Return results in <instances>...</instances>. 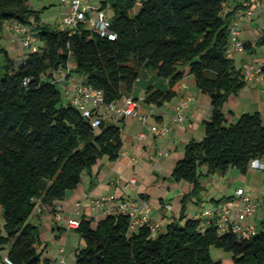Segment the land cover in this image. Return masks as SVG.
I'll return each mask as SVG.
<instances>
[{
	"label": "trees",
	"instance_id": "trees-1",
	"mask_svg": "<svg viewBox=\"0 0 264 264\" xmlns=\"http://www.w3.org/2000/svg\"><path fill=\"white\" fill-rule=\"evenodd\" d=\"M27 1L0 0V30L5 22H16L37 38V51L18 60L0 43V251L6 249L14 264H50L42 258L46 245L39 225L30 220L37 202L53 211L98 159L114 161L120 155L117 125L101 119L94 127L62 101L52 70L72 60L71 70L101 90L105 102L130 92L146 69L168 80L167 91L148 87L146 92V102L161 105L174 96L172 87L187 67L212 107L203 122L204 136L185 144L170 173L190 185L178 216L155 234L147 225L130 229L125 214H107L95 227L82 216L75 232L84 245L76 249L74 264H222L212 258L211 247L230 253L234 264H264V217L255 235L239 240L231 232L219 234L202 217L185 214L189 198L202 202L204 177L224 175L230 168L246 174L252 160L264 157L260 113H243L227 123L223 112L229 96L246 84L241 68L226 55L229 26L242 5L224 11L227 0H99L116 34L111 39L84 26L72 34L53 27ZM261 46L264 26L244 49L253 54Z\"/></svg>",
	"mask_w": 264,
	"mask_h": 264
},
{
	"label": "crops",
	"instance_id": "crops-1",
	"mask_svg": "<svg viewBox=\"0 0 264 264\" xmlns=\"http://www.w3.org/2000/svg\"><path fill=\"white\" fill-rule=\"evenodd\" d=\"M245 1L227 0V5L229 9H232L237 4L242 5L236 10L241 28L240 39L245 44H249L253 43L260 35L264 26L263 22L260 31H256L258 22L262 19L264 21V0H260V5L263 6L262 9L259 6L256 7L250 17L244 14L246 9L243 7L244 5L246 6ZM262 11L263 16L261 15ZM10 23L13 22H5L3 26L7 27ZM260 51L264 53V46L257 48L252 57L260 56ZM248 54L250 53L245 49L244 52H237L234 55L233 61L235 62L237 56L242 61ZM260 59H263V61ZM252 60L262 64L264 62V54L260 58ZM68 67L71 69L70 62L68 63ZM65 68L60 69L62 71ZM64 71L58 73L62 75ZM184 73L183 79L172 87L175 91L174 96L170 100H166L161 105H158L154 102L148 103L145 101L147 89L148 87H152L153 90L167 91L169 88L168 80L159 77L154 71L143 69L132 90L127 93L125 92L124 96H130L137 100L139 112L148 115L147 123L143 125L135 117L105 119L107 123L117 125L120 128L123 145L118 159L112 161L106 156L98 159L89 172L85 171L82 173L81 182L78 186L72 190H68L63 199L55 202V209L53 211L38 205L35 207L30 220H38L39 232L41 228L43 231H49L50 237L55 240V243L48 244L42 253V258L49 259L50 264L55 263V260L61 255V250L64 255L68 252L66 241L72 231H74L73 236H75V248L70 247L69 252L73 251L75 253L77 248L83 246L81 244L82 239L75 232V228L68 226L69 220L76 219L80 221V218L85 216L86 219H92L91 225L95 227L99 220L105 218L107 213L104 211V208L93 203L100 196L114 195L117 202L146 201L150 206V222L158 225L157 231L163 229L171 220L178 216L181 198L190 190V185L185 181L171 179L170 173L176 161L182 156L185 144L191 139L200 140L204 136L203 122L210 118L212 109L209 98L198 90L195 79L192 74L188 73L187 67H184ZM72 74L73 71L70 70V75H62V78H60L61 81L65 80V86L69 87L66 95L72 93L75 84L79 81L76 78L69 79V77H72ZM245 81V86L236 94L230 95L223 105V112L227 123L236 122L243 113L254 112L260 113L264 122V115L261 112L264 109V83L249 82L246 79ZM187 95L191 97V100L185 110L183 124L172 126L170 133L164 137L151 135L148 129L149 124L172 123V117L175 115V104ZM141 101H143L142 104ZM138 132H144L146 134L145 138L138 139ZM258 160L264 164V157ZM230 170L234 172L237 169H228L221 178L226 177L231 172ZM260 170L264 169L250 166L246 174H241L238 171L237 178L239 182H237L235 190L237 188H244L252 198L254 184L250 181V177L253 174H257ZM210 176L219 178L217 176H221V174L215 173L207 176V178L204 177L205 180L202 179L203 187L210 182ZM130 180H134V182H130ZM263 186L264 176L259 184L258 194V199L262 201V206L258 204L256 199L252 198L258 204V211L254 217L256 226L264 217ZM226 198L227 195H223L214 202V205H217ZM188 200L186 202L185 214L190 218L198 211H189ZM193 202L197 204L196 199ZM57 207H60L61 218L59 220L54 216ZM2 223L0 222V227ZM203 223H205V220H203ZM40 240H42L41 234ZM44 241L46 240H43V243ZM52 246L53 248H51ZM5 255L6 249H2L0 251V264H4L3 257ZM74 262L75 258L70 259L67 256L65 264H74Z\"/></svg>",
	"mask_w": 264,
	"mask_h": 264
},
{
	"label": "built area",
	"instance_id": "built-area-1",
	"mask_svg": "<svg viewBox=\"0 0 264 264\" xmlns=\"http://www.w3.org/2000/svg\"><path fill=\"white\" fill-rule=\"evenodd\" d=\"M95 1L60 0L61 4L64 5V9L56 27L68 30L69 34H72L79 26H84L101 36H107L111 39L115 38L116 34L111 29V19L100 5L95 4ZM245 2L246 9L244 14L250 17L254 9L260 5V0H246ZM227 10H229V6L225 3L224 11ZM238 20L239 17L236 15L229 26L230 39L226 48V55L231 59L234 58L237 52H244V42L240 39L241 28ZM7 29L18 34L24 55L37 51V38L27 26L13 22L7 25ZM240 68L247 81L264 83L262 64L245 57ZM64 70H52V74L54 76L57 72L61 73L64 71L62 75H70L68 63ZM28 81L29 79L27 78L25 82ZM52 81L56 83L54 78ZM70 95L69 103L76 107L85 118L90 120L94 127L99 125L101 119H112L115 117H135L143 125L147 123L148 115L139 112L138 102L133 97L122 96L117 100L105 102L103 92L92 88L82 79L77 81ZM190 100L191 97L187 95L175 104V115L172 117V123L149 124L150 134L155 137H164L170 133L172 126L182 125L185 118V110L189 106ZM145 136L144 132H138L137 134L138 139H143ZM250 166L264 169V164L258 159L252 160ZM130 182H134V180H130ZM93 203L103 207L107 214L128 215L130 218V229H137L147 225L150 227L152 234L157 232L158 225L150 222V206L146 201L117 202L114 195H107L96 198ZM37 205L40 206V203L37 202ZM56 210L54 216L59 220L61 218L60 207H57ZM257 211L258 204L251 198L250 194L244 188H237L234 197L227 198L212 208L201 210L194 217H204L205 224L212 223L219 234L231 232L237 239L246 240L257 232V226L254 222ZM79 223L80 221L72 219L68 221V226L76 228ZM3 262L4 264H14L6 255L3 257ZM54 264H65L62 250L61 255L55 260Z\"/></svg>",
	"mask_w": 264,
	"mask_h": 264
},
{
	"label": "rangeland",
	"instance_id": "rangeland-1",
	"mask_svg": "<svg viewBox=\"0 0 264 264\" xmlns=\"http://www.w3.org/2000/svg\"><path fill=\"white\" fill-rule=\"evenodd\" d=\"M27 4L33 8V9H38V10H42V13L40 14V18L41 20L49 23L51 26H56V24L59 22L60 20V15L64 9V5L61 4L60 0H28ZM96 5H99V0L95 1ZM140 3H137V6H139ZM258 7V6H257ZM259 7L262 9L263 6L259 5ZM45 8V9H44ZM136 11V7L133 9L132 13H134ZM261 15L263 16V11L261 12ZM263 19L258 22L257 26H256V31H260V29L262 28V24H263ZM19 36L17 35L16 32L10 31L7 29V27H4L0 30V43L6 48V50L9 53L10 58L17 60L19 59L24 53H23V48H21V43L18 41ZM263 53V51H260L259 55L261 56ZM253 54H248L247 55V59L251 58V59H258L260 58V56L253 58L252 57ZM238 57V56H237ZM235 58V64L237 67H240L242 61L244 59L239 58ZM263 61V59H260ZM70 62V65L72 68L74 66V63L72 62V60H69L68 63ZM4 64V59L2 56H0V67L1 70H3L2 66ZM59 70V69H58ZM71 70V69H70ZM72 77H69V79L71 78H76L78 80L82 79V76H80L79 74H77L76 72H73V74L71 75ZM54 80L56 81V85L57 88L60 90L61 94H62V101L63 102H67L70 100L71 95H66L67 92V86H65L66 81H61L60 78H62V75L59 74L58 72L56 73L55 77H53ZM69 90V89H68ZM143 103V101H141V104ZM264 115V109L263 111H261ZM231 171V170H230ZM238 170H234V172H229L227 174L226 177L221 178V176H217L219 178L216 177H212L210 176L209 180L210 182H208L207 184H205L204 186V190L200 193L199 197L203 200L201 203L199 204H194V199L196 198H191L188 200V205H189V211H198L201 212V210L204 209H209L214 207V202L217 201L219 198H221L223 195H227V197H234L235 196V186H237V182H239V179L237 178L238 176ZM264 176V170H260L257 174H253L250 177V181L254 184V189H253V195L252 198L256 199L258 204L260 206H262V201L259 200L258 198V194H259V184L261 182V179ZM207 178V177H205ZM205 178H203V180H205ZM259 182V183H258ZM233 188V189H232ZM234 190V191H233ZM263 192H264V186H263ZM227 199V198H226ZM225 200V199H223ZM256 202V201H255ZM2 211L0 208V222H3V218L1 216ZM204 218V217H202ZM31 222L35 223V224H39L38 220L35 219H31ZM259 223H257V226ZM40 234H41V241L42 244L45 246H48V244H54L55 240H53L52 237H50V233L49 231H43L42 228L40 229ZM74 231H72L69 236L67 237V241H66V245L68 247V252L64 255V258L66 260L67 256L70 259L75 258V253L69 252V248L73 247L75 248V236H73ZM43 240L44 241L43 243ZM49 242V243H46ZM81 244L84 245V242L82 241ZM42 248V246H41ZM53 248V246L51 247ZM211 252V256L214 260H221L223 262V264H234V262L232 261L231 258V254L228 252H224L221 248L218 247H211L210 249Z\"/></svg>",
	"mask_w": 264,
	"mask_h": 264
}]
</instances>
